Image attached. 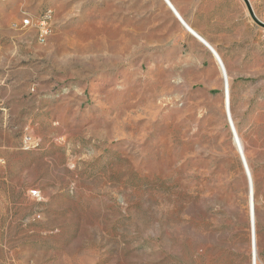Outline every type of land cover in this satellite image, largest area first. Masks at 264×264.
<instances>
[{
  "label": "rangeland",
  "instance_id": "374dc122",
  "mask_svg": "<svg viewBox=\"0 0 264 264\" xmlns=\"http://www.w3.org/2000/svg\"><path fill=\"white\" fill-rule=\"evenodd\" d=\"M171 1L198 23L204 0ZM48 8L39 41L21 20ZM249 19L248 45L208 30L228 110L216 59L163 0H0V264H252L237 136L264 264V28Z\"/></svg>",
  "mask_w": 264,
  "mask_h": 264
},
{
  "label": "crops",
  "instance_id": "0c3cea01",
  "mask_svg": "<svg viewBox=\"0 0 264 264\" xmlns=\"http://www.w3.org/2000/svg\"><path fill=\"white\" fill-rule=\"evenodd\" d=\"M163 2L165 3L164 0ZM170 2L174 6L171 0ZM170 6L167 5L171 11L173 8H170ZM175 9L177 10L176 7ZM178 12L180 13V11ZM195 14L200 17V20L198 18V23L189 25L185 20L184 21L207 40L212 47H217L221 41H215L211 38V34H209L208 31L209 28H217L219 31L224 32L219 38H228L229 41L227 43L235 46L248 45L251 41L252 32H256L254 30L255 28L252 27L250 23L247 8L242 0H204L199 8L196 9ZM221 15L223 19L219 18ZM201 44L206 47L205 43Z\"/></svg>",
  "mask_w": 264,
  "mask_h": 264
},
{
  "label": "bare ground",
  "instance_id": "6f19581e",
  "mask_svg": "<svg viewBox=\"0 0 264 264\" xmlns=\"http://www.w3.org/2000/svg\"><path fill=\"white\" fill-rule=\"evenodd\" d=\"M165 3L169 6L171 5L173 10H171L173 12V14L175 15V17L178 19V21L182 24V22L180 21V19L183 21V23L185 25H183V27L187 30L188 33H190L192 36H194L198 41H200L201 43H207L211 49L208 48V50L211 52V54L214 56V58L216 59L219 69H220V73L223 79V89L224 91H226V97H227V107L229 110V81H228V74L226 71V67L220 57V55L218 54V52L208 43L207 40H205L194 28L190 27L182 18V16L180 15V13L175 9V7L172 5V3L170 2V0H164ZM43 12V11H42ZM42 15L39 17H36L35 19L29 15L26 14L24 15L22 20H28L29 22H44V14H47V18L45 19V26H49V21L51 20V15H52V10L51 9H46L43 13H41ZM24 26H30L33 25L36 27V25L32 24V23H25L22 24ZM43 41V40H42ZM207 47V46H206ZM229 113V111H228ZM231 121V120H230ZM231 123V122H230ZM232 124V123H231ZM233 125V124H232ZM231 125V126H232ZM234 130L235 127L233 125ZM237 142H238V146L240 148L241 154L243 156V162L245 163V167L247 169V173H248V184L250 187V191H249V228H250V240H251V251L253 253V262L252 264H256V226H255V205H254V195H253V183H252V176L251 173L249 171L246 159L244 157V151H243V147L241 144V141L239 139V137L237 136Z\"/></svg>",
  "mask_w": 264,
  "mask_h": 264
},
{
  "label": "built area",
  "instance_id": "2783aa9c",
  "mask_svg": "<svg viewBox=\"0 0 264 264\" xmlns=\"http://www.w3.org/2000/svg\"><path fill=\"white\" fill-rule=\"evenodd\" d=\"M46 18H47V14H44V22H37V21L36 22H29L28 20H21V24L32 23V24L36 25V38H37V40L42 41L45 38H47V36L49 35L51 28H52L51 26H45V19ZM258 19L260 21L264 22V14H263L262 18L258 17ZM230 129H231V132L233 134V128L231 125H230ZM21 143H22V149L29 150V146H31L32 143H40V139L38 137H35L34 135L28 133L22 137ZM0 161H2L1 158H0ZM31 194L37 195L38 194L37 190H35V189L31 190Z\"/></svg>",
  "mask_w": 264,
  "mask_h": 264
},
{
  "label": "water",
  "instance_id": "95a60500",
  "mask_svg": "<svg viewBox=\"0 0 264 264\" xmlns=\"http://www.w3.org/2000/svg\"><path fill=\"white\" fill-rule=\"evenodd\" d=\"M242 1L244 2V4H245V6H246V8H247V11H248L249 16L251 17V19H252V20H253L258 26L264 28V22H262V21H260V20L258 19V17L256 16V14L254 13V10H253V8H252V6H251L250 1H249V0H242ZM169 6H170V5H169ZM170 8H172V7L170 6ZM172 10H173V9H172ZM180 21L182 22L183 25H185L181 19H180ZM205 44H206V46H207L209 49H211V47H210L207 43H205Z\"/></svg>",
  "mask_w": 264,
  "mask_h": 264
}]
</instances>
